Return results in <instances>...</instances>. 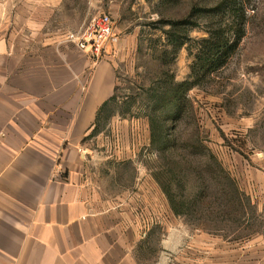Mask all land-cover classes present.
Wrapping results in <instances>:
<instances>
[{
    "label": "crops",
    "instance_id": "1",
    "mask_svg": "<svg viewBox=\"0 0 264 264\" xmlns=\"http://www.w3.org/2000/svg\"><path fill=\"white\" fill-rule=\"evenodd\" d=\"M73 16L66 0H0V264H146L139 253L156 232L153 264H264V229L230 242L190 229L139 150L114 147L137 177L106 189L84 138L116 68L111 51L95 60L66 41L88 23ZM253 159L264 181V151Z\"/></svg>",
    "mask_w": 264,
    "mask_h": 264
},
{
    "label": "rangeland",
    "instance_id": "2",
    "mask_svg": "<svg viewBox=\"0 0 264 264\" xmlns=\"http://www.w3.org/2000/svg\"><path fill=\"white\" fill-rule=\"evenodd\" d=\"M66 1L74 19L106 13L114 23L108 50L116 68V100L102 116L103 129L84 141L100 163L106 189H132L137 170L128 154L114 152L128 145L139 150L136 160L152 168L174 216L190 229L229 242L264 229V181L253 159L264 151V0H242L245 35L237 50L226 66L186 92L180 111L156 109L157 97L169 82L190 80L195 41L220 20L230 21L221 14H191L192 9L222 0ZM186 18L189 24L171 29L169 22ZM174 35L186 40L176 53L168 42ZM158 241L156 232L140 251L146 264L155 261Z\"/></svg>",
    "mask_w": 264,
    "mask_h": 264
},
{
    "label": "trees",
    "instance_id": "3",
    "mask_svg": "<svg viewBox=\"0 0 264 264\" xmlns=\"http://www.w3.org/2000/svg\"><path fill=\"white\" fill-rule=\"evenodd\" d=\"M200 14L209 16L211 14L229 17L230 21L225 22L220 20L218 24L211 26L207 30V36L195 41L196 53L194 54V61L190 66L191 75L190 80L182 83L169 82L168 85L160 91L155 92L153 96H159L158 104L155 108L176 107L179 111L186 102V92L194 86L201 85L206 82L210 76L219 71L227 65L229 58L237 50L239 43L245 35L246 16L242 0H222L212 8L194 7L191 14ZM188 18L180 20H172L170 23L171 29H180L181 26L189 24ZM195 22L190 18V26H195ZM169 33L171 31H168ZM186 39H189L186 37ZM173 52H177L184 46L186 40H180L179 36L174 35L169 41ZM173 85V86H172ZM116 91V88H115ZM116 100V94L105 101L97 111L96 119L93 124V129L84 141L98 134L100 130V123L104 112L108 106Z\"/></svg>",
    "mask_w": 264,
    "mask_h": 264
},
{
    "label": "built area",
    "instance_id": "4",
    "mask_svg": "<svg viewBox=\"0 0 264 264\" xmlns=\"http://www.w3.org/2000/svg\"><path fill=\"white\" fill-rule=\"evenodd\" d=\"M114 23L109 14L103 13L93 17L77 31L67 32L65 39L81 51L90 53L95 60L109 57L108 46L113 41ZM142 210L137 215H142Z\"/></svg>",
    "mask_w": 264,
    "mask_h": 264
}]
</instances>
